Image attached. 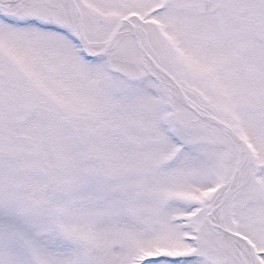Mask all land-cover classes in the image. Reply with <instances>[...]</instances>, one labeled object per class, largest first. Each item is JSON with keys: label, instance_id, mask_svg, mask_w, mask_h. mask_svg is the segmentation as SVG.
Returning <instances> with one entry per match:
<instances>
[{"label": "snow or ice", "instance_id": "obj_1", "mask_svg": "<svg viewBox=\"0 0 264 264\" xmlns=\"http://www.w3.org/2000/svg\"><path fill=\"white\" fill-rule=\"evenodd\" d=\"M0 264H264V0H0Z\"/></svg>", "mask_w": 264, "mask_h": 264}]
</instances>
